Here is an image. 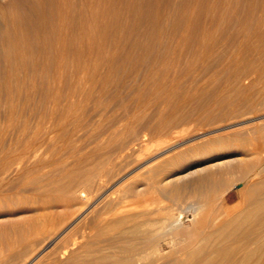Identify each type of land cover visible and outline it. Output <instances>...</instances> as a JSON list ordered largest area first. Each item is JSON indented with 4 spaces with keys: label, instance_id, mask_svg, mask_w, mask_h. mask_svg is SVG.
I'll use <instances>...</instances> for the list:
<instances>
[{
    "label": "rangeland",
    "instance_id": "1",
    "mask_svg": "<svg viewBox=\"0 0 264 264\" xmlns=\"http://www.w3.org/2000/svg\"><path fill=\"white\" fill-rule=\"evenodd\" d=\"M263 131L264 0H0V264H264Z\"/></svg>",
    "mask_w": 264,
    "mask_h": 264
},
{
    "label": "bare ground",
    "instance_id": "2",
    "mask_svg": "<svg viewBox=\"0 0 264 264\" xmlns=\"http://www.w3.org/2000/svg\"><path fill=\"white\" fill-rule=\"evenodd\" d=\"M258 131H259V130H258ZM259 132H260V131H259ZM263 132H264V131H263ZM258 135H259V134H258ZM256 176H257V175H256ZM258 185H260V184H258ZM258 185H257V186H258ZM257 186H256V187H257ZM258 187H259V186H258ZM105 188H106V187H105ZM260 188H262V187L256 188L255 190H257V189L260 190ZM259 190H258V191H259ZM248 192H250V191H248ZM252 196H253V195H252ZM243 198H244V197H243ZM245 198H246V197H245ZM262 201H263V200H262ZM242 202H243V201H242ZM257 202H258V200H257ZM231 210L233 211L232 208H231ZM228 211H229V210H228ZM232 211H231V212H232ZM231 212H228V214L230 215ZM222 213H226V212H225V211H222ZM222 215H223V214H222ZM224 215H225V214H224ZM65 231H66V230L62 231V232H61L56 238H54V239L50 242V244L53 243L54 241H56V239L59 238L61 235H63V233H64ZM157 241H159V240H157ZM155 242H156V241H155ZM48 245H49V244H48ZM124 259H125V258H124ZM100 260H101V259H100ZM121 261H122V260H121ZM126 263H127V262H126ZM120 264H121V263H120ZM123 264H124V263H123Z\"/></svg>",
    "mask_w": 264,
    "mask_h": 264
}]
</instances>
